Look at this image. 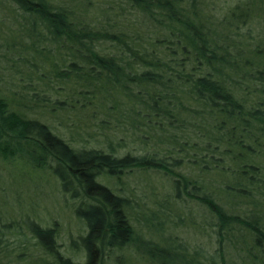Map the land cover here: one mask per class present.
<instances>
[{
  "label": "trees",
  "instance_id": "16d2710c",
  "mask_svg": "<svg viewBox=\"0 0 264 264\" xmlns=\"http://www.w3.org/2000/svg\"><path fill=\"white\" fill-rule=\"evenodd\" d=\"M68 3L0 0L13 6L5 53L11 85L21 89L12 92L17 100L0 95V157L49 172L64 195L79 199L75 216L85 231L75 251L83 261L75 262L58 252L54 228L27 218L35 243H19L17 256L38 255L30 264H104L105 249L110 257L137 245L154 264H226L241 240L249 262L264 264V0H238L219 18L206 0ZM23 103L31 111L43 103L54 119L87 118L98 132L72 130L70 141L82 144L72 146ZM119 131L131 132L143 154L119 155ZM135 169L170 181L171 193L144 219L155 222L154 232L163 237L165 223L177 224L168 201L196 202L210 253L171 235L163 246L137 235L129 200L98 180L120 182ZM13 230L0 217L3 254Z\"/></svg>",
  "mask_w": 264,
  "mask_h": 264
},
{
  "label": "rangeland",
  "instance_id": "374dc122",
  "mask_svg": "<svg viewBox=\"0 0 264 264\" xmlns=\"http://www.w3.org/2000/svg\"><path fill=\"white\" fill-rule=\"evenodd\" d=\"M52 1L70 5L68 3L70 0ZM104 1L106 0H92L95 6H98L100 2L103 3ZM206 1L211 3L209 10L212 11L211 13L214 17L219 18L221 17V13L226 11L228 7L236 4L238 0ZM12 9L13 6L11 4H9L8 7L5 4H0V95L16 98L17 100L20 97H17V94L13 96L12 92H18L21 89L11 85V83L15 81V77L11 76L10 56L7 54L9 51L5 53L8 47L6 45L12 42V34L10 31L12 20L10 21L9 18L10 11H13ZM209 10L207 9V11ZM67 65L68 63L62 68L66 69ZM15 69L23 73V75L26 74V71L19 66V64ZM21 83L23 85H28L29 81L22 79ZM23 91L26 92V89ZM52 98H54V96H52ZM17 103L19 102H14L15 106ZM30 105L31 104L26 105L23 103V105L19 107L23 108L25 111L30 109ZM40 106H43V103H39L37 107L35 106V108H33L35 112L31 110L28 111L34 113L33 115L38 117L42 122L55 126L56 133L67 142H71L70 144L72 146L82 145L80 142L70 141L72 130L77 129L75 130V135L83 132L94 134L98 132L96 127H93V125L87 121V118L82 117V119L77 115H71V117L68 115V117L65 116V119H54L56 116V114H54L55 110L50 112L48 107L42 110ZM115 114H118L117 110ZM78 119H80V121ZM111 122L112 125H114L113 119ZM112 132L114 131L112 130ZM118 135V140L121 142L120 149L117 150L119 155L143 154L140 149V144L132 143L133 139L131 137V132L125 131V133L122 134L119 131ZM76 137L74 136L75 139H79V137ZM114 143L116 144L117 141H114ZM158 153L162 156L161 152ZM98 180L112 188L115 194L124 196L129 200L128 203L131 209L127 214L130 224L133 226L137 235L143 240L152 241L163 246L164 243L162 239L167 237V235H171L177 242H185V244L189 246L200 245L207 253L211 252L212 248L208 245L210 244L209 236L198 230V225L202 223L201 216L203 208L196 202L188 201L186 204H180L177 208L174 203H170L171 200L170 202L168 201L167 205L169 207L165 209V211L175 216L174 222L177 224L165 223L163 226V237L154 232V226L158 227L154 221L153 225H151L144 220L147 216L152 215V211H158L159 207L157 203L163 201L166 194L171 193L170 181L164 173L135 169L123 175L120 182L106 175H101ZM78 204L79 199H71L69 195H64L61 192L57 180L53 178L49 172L34 169L30 165H27L26 161H17L10 158L3 160L0 157V217L3 222L12 223V226L15 228L13 234L7 236L8 239L6 244L9 252L3 254V251H0V264H30L32 260L35 261V259L38 258V255L34 257L36 254L27 251H25L27 254L17 256L21 251L20 249L17 250L19 243H21L22 246L24 244L35 243V241L31 239L26 228L27 218H29V220H34L42 227L54 228L57 234L56 244L58 252L75 262L83 261L81 255L83 253L81 251L75 253L78 248L82 249L77 239L85 232L81 223L75 216V209ZM178 217L180 220H178ZM208 232L210 237H212L210 229H208ZM72 240L76 242L73 248L70 247ZM241 247H243L241 240H238L235 242L234 246L225 253L226 264H251L243 255V248H245V246L243 248ZM141 250L137 245L127 246L109 257L108 250L105 249L103 262L104 264H154L152 261L142 256ZM29 254H32V256ZM42 257L48 262L52 261V258L47 255H42Z\"/></svg>",
  "mask_w": 264,
  "mask_h": 264
}]
</instances>
